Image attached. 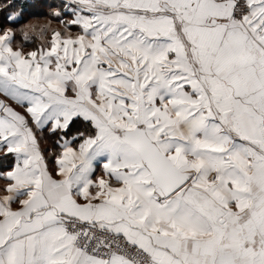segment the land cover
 I'll use <instances>...</instances> for the list:
<instances>
[{
    "label": "snow or ice",
    "instance_id": "snow-or-ice-1",
    "mask_svg": "<svg viewBox=\"0 0 264 264\" xmlns=\"http://www.w3.org/2000/svg\"><path fill=\"white\" fill-rule=\"evenodd\" d=\"M47 8L0 21V264H264V0Z\"/></svg>",
    "mask_w": 264,
    "mask_h": 264
},
{
    "label": "trees",
    "instance_id": "trees-1",
    "mask_svg": "<svg viewBox=\"0 0 264 264\" xmlns=\"http://www.w3.org/2000/svg\"><path fill=\"white\" fill-rule=\"evenodd\" d=\"M39 4L35 3L33 1V3L37 6H40L42 9L38 10L36 7L33 10V13H30L28 11L29 8H27V15L23 16L21 18H19L18 20H25V19H29V18H33V17H37V16H44V14L47 12L48 8V4L52 2V0H38ZM25 2H20L18 1H12L10 0H0V5H4V7H0V21L3 20H7L9 18V14L13 11L18 10L19 8L22 7H27V4H23ZM29 6V3H28ZM30 7V6H29ZM19 39V38H17ZM35 45L33 43H25L24 45V50H30L32 47H34Z\"/></svg>",
    "mask_w": 264,
    "mask_h": 264
},
{
    "label": "clouds",
    "instance_id": "clouds-1",
    "mask_svg": "<svg viewBox=\"0 0 264 264\" xmlns=\"http://www.w3.org/2000/svg\"><path fill=\"white\" fill-rule=\"evenodd\" d=\"M10 2V0H9ZM0 7H4V5H0ZM19 11V10H18ZM44 23H48L50 28H59L61 27L59 24H56L54 21H49L47 18L45 19H37V18H29L27 21L24 22V25L22 28L26 31H28L30 34L35 35L38 43L45 42L44 40L39 38L38 33L34 32L33 25H35L37 28ZM46 39V38H45ZM0 183H3V181H0ZM4 193L0 191V198H3Z\"/></svg>",
    "mask_w": 264,
    "mask_h": 264
},
{
    "label": "crops",
    "instance_id": "crops-1",
    "mask_svg": "<svg viewBox=\"0 0 264 264\" xmlns=\"http://www.w3.org/2000/svg\"><path fill=\"white\" fill-rule=\"evenodd\" d=\"M33 1L35 2V3H37V4H39V2H38V0H25L24 2L27 4V7H22V8H19L18 10H16V11H13V12H11L10 14H9V17L11 16L14 20H18L19 18H21V17H23V16H26L27 15V13H26V11H27V8H29L28 9V11L30 12V13H33V10H34V8L36 7L38 10H41L42 8L40 7V6H37V5H35L34 3H33ZM25 3H23V4H25ZM28 3H29V6H28ZM24 51H28V50H24ZM47 138V137H46ZM48 139V145H42V146H44V147H48V146H51V144L53 143V141H52V138H47ZM3 179H5L4 177H0V181H2ZM20 198H22V196L20 195V194H18V196H17V199H20Z\"/></svg>",
    "mask_w": 264,
    "mask_h": 264
},
{
    "label": "built area",
    "instance_id": "built-area-1",
    "mask_svg": "<svg viewBox=\"0 0 264 264\" xmlns=\"http://www.w3.org/2000/svg\"><path fill=\"white\" fill-rule=\"evenodd\" d=\"M12 1H18V0H12ZM20 2H24L25 0H19Z\"/></svg>",
    "mask_w": 264,
    "mask_h": 264
},
{
    "label": "rangeland",
    "instance_id": "rangeland-1",
    "mask_svg": "<svg viewBox=\"0 0 264 264\" xmlns=\"http://www.w3.org/2000/svg\"><path fill=\"white\" fill-rule=\"evenodd\" d=\"M47 14H48V10H47V12L44 15H47ZM37 17H43V16H37Z\"/></svg>",
    "mask_w": 264,
    "mask_h": 264
}]
</instances>
